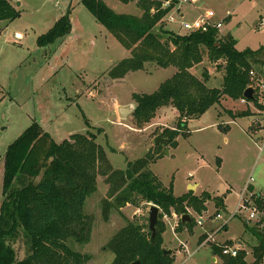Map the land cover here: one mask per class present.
I'll return each mask as SVG.
<instances>
[{
  "label": "rangeland",
  "instance_id": "374dc122",
  "mask_svg": "<svg viewBox=\"0 0 264 264\" xmlns=\"http://www.w3.org/2000/svg\"><path fill=\"white\" fill-rule=\"evenodd\" d=\"M9 1L20 14L12 21L0 20V204L6 148L28 125L36 121L56 142L73 133L90 131L95 133L96 142L103 147L113 168L124 169L128 161L149 152L150 170L164 186L172 183L175 195L184 191L211 195L201 215L189 208L188 215L194 219L191 229L181 224L180 214L162 217L166 230L162 246L171 249L174 264H219L218 258L212 259L211 244L230 241L228 245L234 247L239 246L237 240L243 241L246 261L251 263L256 238L244 225L248 211L231 214L245 185L254 186L247 187L245 198L251 195L253 200L254 190L264 194V131L258 133L260 139L250 136L246 127L253 120L252 115L232 121L223 113L225 109L236 114L246 111L241 109L247 108L248 113L256 109L257 119L264 121V108H260L264 104L258 102L264 101V88L260 85L264 72L249 77L260 107L245 100L246 108L239 107L226 97L202 116L189 119L186 134L177 135L175 146L167 145L164 130L177 126V110L170 105L161 106L149 122L139 124L132 114L135 106L132 95L156 90L176 71L174 66L146 63L143 69L112 78L109 70L129 57L130 52L95 19L81 0ZM104 1L117 13H141L134 3ZM181 7L179 10L187 12L184 19L188 21L200 13L216 21L222 20L220 34L233 36L238 49L258 48L264 44V19L260 22L261 16L264 18V0H191ZM68 10L69 34L39 46L37 36L45 33ZM165 26L175 32L184 31L177 22ZM16 33L21 34L19 39L15 38ZM203 69L210 72L206 85L220 86L223 69L205 57L203 64L194 66L191 72L201 77ZM127 104L133 107L122 117L118 107ZM221 123L229 124L230 129L223 131L218 127ZM157 135L165 140L155 144ZM193 183H197L198 188L189 189L188 184ZM108 188L105 176L97 174L96 189L87 196L83 207L85 214L92 218L89 239L83 243L71 242L75 250L91 256L85 264H110L113 253L103 248L110 237L127 219L148 221L150 204L142 200L136 206L128 204L120 210L112 208L104 212L103 201L108 197ZM219 195H225L226 207L221 210L214 203V197ZM225 223L227 228L222 229ZM247 224L257 225L253 221ZM201 231H204V241L198 244ZM26 253L25 245L18 247V257Z\"/></svg>",
  "mask_w": 264,
  "mask_h": 264
},
{
  "label": "trees",
  "instance_id": "16d2710c",
  "mask_svg": "<svg viewBox=\"0 0 264 264\" xmlns=\"http://www.w3.org/2000/svg\"><path fill=\"white\" fill-rule=\"evenodd\" d=\"M119 1H134L141 13H117L104 0H81L95 19L130 52L129 57L109 70L112 78L143 69L146 63L176 68L153 92L132 95L135 102L132 114L139 124L149 122L161 106L170 105L177 110V126L164 130L167 145L175 146L177 135L186 134L188 119L200 117L223 97L244 98V90L252 86L250 70L259 76L264 72V45L240 50L231 35H222L214 27L206 31L175 32L165 26L164 17L170 6L162 7L163 0ZM19 14L9 0H0V20L12 21ZM69 14L68 10L45 33L38 35L37 44L45 46L68 35L71 29ZM205 57L223 69L218 87L206 85L208 69H203L201 77L191 72V68ZM246 101L261 106L255 95L253 100ZM247 114L246 110L234 116ZM151 160L148 152L128 161L124 169H115L107 160L103 147L96 142L95 133H73L56 142L33 121L8 144L4 154L0 264H85L91 256L75 250L71 242L83 243L89 239L92 218L85 214L83 207L87 196L96 189L97 174L104 175L109 185L108 197L103 201L104 212L112 208L120 210L128 204L136 206L139 200L160 209L154 236L147 220L127 219L110 237L103 247L113 253L110 264H129L135 260L140 264H174V257L163 252L165 223L162 217L172 213L188 214L189 208L200 215L211 195L207 192L195 195L191 191L175 195L172 183L164 186L150 170ZM254 202L264 211V202L258 195ZM214 203L219 210L223 209L221 197H214ZM182 223L191 229L194 219L191 217L190 221ZM244 225L256 238L251 250L252 262L246 261V251L240 247L235 256L223 255L222 247L230 241L211 244L213 254L224 264H261L263 261L264 225L249 226L246 222ZM203 238L204 235L199 237L198 244ZM23 245L27 253L18 257V247Z\"/></svg>",
  "mask_w": 264,
  "mask_h": 264
},
{
  "label": "built area",
  "instance_id": "2783aa9c",
  "mask_svg": "<svg viewBox=\"0 0 264 264\" xmlns=\"http://www.w3.org/2000/svg\"><path fill=\"white\" fill-rule=\"evenodd\" d=\"M173 0H163L162 1V7H169L170 6V10L169 12L166 14V16L164 17V20L167 23H174L177 22L179 23L180 27L184 28L183 32H192V31H206L208 28L210 27H214L216 29H220L223 21L219 20L216 21L213 18H210V16L206 15V14H198L196 17L193 18V20L188 21L185 20L183 18V16L180 13V7L182 6V4L185 3H190L191 0H176L174 2V4L171 6ZM21 37L20 33H16L15 34V38L19 39ZM250 76L251 77H256V73L253 70H250ZM261 87L264 88V82H262ZM243 100H245L243 98ZM255 126H257V129H261L264 131V122H261L260 120H256L255 121ZM247 185H245L243 192L240 194V200L237 203V207L234 211V213L231 214L235 215V214H239L240 211H248V214L245 218V222H249V221H253L254 224H257L258 227H263L264 225V211L262 209H259L258 207H256V204L254 202V199L251 200L250 196L248 197H244V193L245 191H248L247 189ZM259 196L260 199L264 202V194L263 193H255V196ZM220 216V215H217ZM200 222V221H199ZM253 225V224H252ZM239 249V246H230V245H225L222 247L221 253L223 255H230V256H235L237 254V251ZM219 259V264H224V262L222 261V259L219 256H216Z\"/></svg>",
  "mask_w": 264,
  "mask_h": 264
},
{
  "label": "crops",
  "instance_id": "0c3cea01",
  "mask_svg": "<svg viewBox=\"0 0 264 264\" xmlns=\"http://www.w3.org/2000/svg\"><path fill=\"white\" fill-rule=\"evenodd\" d=\"M123 3V2H122ZM128 3H134L135 4V2L134 1H130V2H128ZM125 4H127V3H125ZM180 8H182V7H180ZM180 13H181V15L183 16V18H185L186 17V13L187 12H185V11H183V9L182 10H180ZM261 21L260 22H262L263 21V17L261 16ZM166 24H170V23H167V22H165ZM222 26H223V24H222ZM222 26H221V28L219 29V31H221V30H223L222 29ZM169 28V27H168ZM171 29V28H170ZM227 34V33H226ZM233 37V36H232ZM234 38V37H233ZM235 39V38H234ZM264 45V44H263ZM252 49H255V48H252ZM240 50H242V49H240ZM204 62V61H203ZM203 62H201V63H199V64H196L195 66H198V65H202L203 64ZM194 68V67H193ZM193 68H191V70L193 69ZM208 74H209V78H210V72L208 71ZM199 77V76H198ZM262 82H264V80L262 81ZM261 82V83H262ZM224 98H226V97H223L222 99H221V101L224 99ZM231 100H233V99H231ZM220 101V102H221ZM235 103H237L238 105H239V107H243V108H246V107H244V106H246V105H243L244 104V100L241 98V99H237V100H233ZM243 102V103H242ZM258 102H261V103H263L264 104V101L263 100H258ZM245 103H247V101L245 100ZM248 103H251L252 104V102H248ZM228 110V109H227ZM226 109H225V113H223V114H225V115H227V116H229L231 119H232V121H236V119L238 118V117H240V116H234V114H236V113H234V111L232 112L231 110H228L227 111ZM241 110H247V108L246 109H241ZM230 111V112H229ZM254 112H256V109L255 110H253V109H251V111H249V113H248V116L250 115H252V117H253V120L252 121H250V123H249V125H247V127H246V132L251 136V135H253V136H257V139H260V136L258 135V133L260 132V131H263L262 130V128L261 129H257L258 127L257 126H255V121L257 120V115H255V113ZM218 116H221L222 115V113L221 112H219L218 111ZM202 116V115H201ZM198 118V117H197ZM189 120V119H188ZM187 120V121H188ZM261 122H264V121H261ZM218 127L220 128V129H222L223 131H227L228 129H230V125L229 124H226V123H221V124H218ZM190 185H193V186H196L197 188H198V184L197 183H193V184H188V188H190L189 186ZM251 185V184H250ZM245 187V186H244ZM251 188H254V186L253 185H251L250 186ZM254 191H256L257 193L258 192H260V191H258V190H254ZM186 191H184L183 193H185ZM195 194V193H194ZM181 195V194H180ZM195 195H197V194H195ZM221 198H222V200H223V208H225L226 207V204H225V195H219ZM206 205H207V202H206ZM198 215V214H197ZM201 215V214H200ZM172 226V227H171ZM170 226V228L172 229V230H174V228H173V225H171ZM227 228V226L226 227H223L222 229H226ZM166 231V230H165ZM178 231H180V230H178ZM175 232V231H174ZM204 232V231H203ZM203 232L201 231L199 234V237L201 236V235H203ZM199 237H198V239H199ZM163 238H164V233H163ZM165 239V238H164ZM204 241V240H203ZM202 241V242H203ZM201 242V243H202ZM256 243V242H255ZM237 244L239 245V247L240 248H242V246H243V241L242 240H237ZM214 255V257L212 258L214 261H216V255L215 254H213ZM246 258V257H245ZM262 263V262H261Z\"/></svg>",
  "mask_w": 264,
  "mask_h": 264
},
{
  "label": "water",
  "instance_id": "95a60500",
  "mask_svg": "<svg viewBox=\"0 0 264 264\" xmlns=\"http://www.w3.org/2000/svg\"><path fill=\"white\" fill-rule=\"evenodd\" d=\"M263 70H264V64H263ZM254 92H255L254 88L252 86H248L243 92L244 99L245 100H247V99L253 100L254 99ZM132 107L133 106L130 104L119 106L118 107L119 115L123 117L127 111L132 109ZM164 140H165V138H161L160 135H157L154 138V143L157 144L158 142H163ZM166 152H167V150H166ZM189 187H190L189 189H193L194 186L190 185ZM158 213H159L158 207L156 205H150L149 213H148V227L152 232V236L155 235V223L157 221ZM190 220H191V217L188 214H182L181 215V221L182 222L190 221ZM163 252L165 254H169V253H171V249H164ZM129 264H140V261L135 260Z\"/></svg>",
  "mask_w": 264,
  "mask_h": 264
},
{
  "label": "bare ground",
  "instance_id": "6f19581e",
  "mask_svg": "<svg viewBox=\"0 0 264 264\" xmlns=\"http://www.w3.org/2000/svg\"><path fill=\"white\" fill-rule=\"evenodd\" d=\"M247 186H248V184H247Z\"/></svg>",
  "mask_w": 264,
  "mask_h": 264
}]
</instances>
